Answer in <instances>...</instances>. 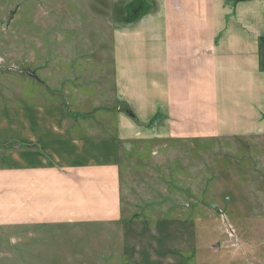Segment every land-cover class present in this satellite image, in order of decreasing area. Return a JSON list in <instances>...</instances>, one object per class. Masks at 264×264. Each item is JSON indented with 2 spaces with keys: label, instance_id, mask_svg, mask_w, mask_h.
<instances>
[{
  "label": "rangeland",
  "instance_id": "374dc122",
  "mask_svg": "<svg viewBox=\"0 0 264 264\" xmlns=\"http://www.w3.org/2000/svg\"><path fill=\"white\" fill-rule=\"evenodd\" d=\"M145 9L0 0V264H264V138L119 141L120 221H24L6 157L33 147L22 122L60 110L80 133L113 130L112 31Z\"/></svg>",
  "mask_w": 264,
  "mask_h": 264
},
{
  "label": "crops",
  "instance_id": "0c3cea01",
  "mask_svg": "<svg viewBox=\"0 0 264 264\" xmlns=\"http://www.w3.org/2000/svg\"><path fill=\"white\" fill-rule=\"evenodd\" d=\"M108 3L146 7L112 31L113 130L80 133L60 110L25 117L33 147L6 155L25 222L120 221L119 141L264 138V0Z\"/></svg>",
  "mask_w": 264,
  "mask_h": 264
},
{
  "label": "water",
  "instance_id": "95a60500",
  "mask_svg": "<svg viewBox=\"0 0 264 264\" xmlns=\"http://www.w3.org/2000/svg\"><path fill=\"white\" fill-rule=\"evenodd\" d=\"M15 11H16V9L9 11L8 15H7L6 18L4 19L3 27H5V28L7 27V25H8L9 22H10V20L13 18V15H14ZM26 75H28V76H30V77H33V78L37 79L36 74H35L34 72L30 71V70H27V71H26ZM126 112H127L129 115H131V114H130L131 112H130L129 110H127ZM212 207H213L214 209L216 208L215 205H212Z\"/></svg>",
  "mask_w": 264,
  "mask_h": 264
}]
</instances>
